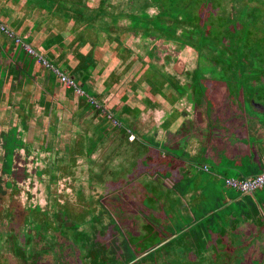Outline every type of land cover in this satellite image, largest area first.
Listing matches in <instances>:
<instances>
[{"label": "rangeland", "instance_id": "rangeland-1", "mask_svg": "<svg viewBox=\"0 0 264 264\" xmlns=\"http://www.w3.org/2000/svg\"><path fill=\"white\" fill-rule=\"evenodd\" d=\"M144 1L0 0V264H94L110 251L119 264L147 223L159 254L197 209L264 190L225 183L264 166V114L233 109L216 56L130 27ZM261 220L213 234L217 264H264Z\"/></svg>", "mask_w": 264, "mask_h": 264}, {"label": "trees", "instance_id": "trees-1", "mask_svg": "<svg viewBox=\"0 0 264 264\" xmlns=\"http://www.w3.org/2000/svg\"><path fill=\"white\" fill-rule=\"evenodd\" d=\"M215 1L216 0H201L199 3L198 0L195 2L197 10H190L191 8L186 0H160L162 9H159L153 14H148L144 11V8L148 4L151 6H154V3L158 4L159 0H145L139 6L138 12L136 14L128 13V15H131L130 27L131 25H133V27L137 25L141 28L142 34H154L156 38H162L163 40L165 38L177 39L183 37L187 39V42H189V45L192 47L198 49L203 48L206 50L207 55L211 54L216 56V60L214 59L213 61L219 62L220 60L222 63H225V65L223 64V68L228 69V65H230L229 61L239 60L240 49L239 47L237 48L236 56V53L234 54V51H231L229 46H224L221 40V38H224L222 32L223 29L221 30V27L218 25L219 18L217 16H215L211 11L210 12L212 15L209 12L208 16H204V14L200 13L206 4H208L210 8L209 10H212L213 6L215 5ZM175 3L178 4L175 5ZM201 4L202 8L199 9ZM172 12L173 14L171 16ZM179 13L181 16H179ZM134 18L135 22L133 21ZM2 26L5 28L4 25ZM176 26L182 27L183 32L185 33H181L180 36H177L175 33ZM194 31H197L196 40L193 44H191L190 42L193 40L191 36L192 33L194 34ZM186 34H190V38H187ZM225 38L230 39L229 33L225 35ZM223 75V78L227 77V75ZM226 85L228 88H230L229 83ZM77 87L81 89L79 86ZM5 135L7 136V134ZM3 165L5 166L4 170L8 171V164L3 162ZM236 175L237 177L247 176L239 171ZM261 190L262 191H260L259 196L253 194L254 198L247 199L241 195L233 203L230 202L228 205H222L218 209L212 210L210 212L204 211L203 209V211H199L197 209L194 211L195 214H191V219L186 221L184 225H180L177 228L171 229V235H175L169 237V240L167 239L168 241L165 242L170 243V246L165 252H160L159 254L157 249L163 247L164 244L156 246V237L157 235L161 234V231L157 229L158 227L155 228L151 224H145L143 228L144 231L141 234L137 236H129V238H127L129 244L132 245V248L131 250L129 249L130 251L128 250L127 252L122 253L121 259L123 260L119 264H125L126 261L129 262L130 260H133L135 253H138L139 251H143V253H141L136 260H133V262L130 263L127 262V264H136L142 260L155 262L161 253L165 254L164 258L166 259V264H169V262L172 263L175 259L179 260L176 264H201L200 261L204 260L205 258H208V264H217L219 254L216 252V248L217 244L220 243V240L215 238V240L211 243L210 241L212 240L213 234H219L222 236L225 231V226L228 227L229 224L232 226L234 223L239 221L243 222L250 220L252 222H256L258 219H262L260 221L261 225L264 223V209L260 203L262 202L264 204V190ZM176 245H178V247L175 249ZM136 248H138L139 251ZM178 248L188 255L191 254L193 258H188L190 259V261H188L187 259L181 258V256H177L176 252L180 251ZM209 248L213 249L214 256L208 257L204 254ZM219 248H224L225 251L228 250V247H224L222 243ZM126 256H128V258ZM116 258L117 257L115 254L110 251L109 255H106L105 258H100L97 263L117 264L115 263ZM97 263L95 262L94 264ZM252 264H259V262L257 260H253Z\"/></svg>", "mask_w": 264, "mask_h": 264}, {"label": "flooded vegetation", "instance_id": "flooded-vegetation-1", "mask_svg": "<svg viewBox=\"0 0 264 264\" xmlns=\"http://www.w3.org/2000/svg\"><path fill=\"white\" fill-rule=\"evenodd\" d=\"M212 10L220 19L218 25L223 29L224 46H229L236 56L237 48L240 49L239 60L229 61L228 69L223 68L225 63L220 60L214 61L217 80L224 83L225 89L226 84H230L229 89L233 91H229V103L241 115L246 116L245 106L260 111L264 109L260 102L261 97L264 98V45L261 34L253 29L264 28V0H216ZM227 33L230 39L225 38ZM223 74L227 77L223 78ZM260 112L264 114L263 110Z\"/></svg>", "mask_w": 264, "mask_h": 264}, {"label": "built area", "instance_id": "built-area-1", "mask_svg": "<svg viewBox=\"0 0 264 264\" xmlns=\"http://www.w3.org/2000/svg\"><path fill=\"white\" fill-rule=\"evenodd\" d=\"M5 32H8V29L0 26ZM11 35V34H10ZM205 168V167H204ZM225 183L232 187L235 191L244 193V192H251L255 188L261 187L264 185V168L258 171L255 174L247 175V176H240V177H226Z\"/></svg>", "mask_w": 264, "mask_h": 264}, {"label": "crops", "instance_id": "crops-1", "mask_svg": "<svg viewBox=\"0 0 264 264\" xmlns=\"http://www.w3.org/2000/svg\"><path fill=\"white\" fill-rule=\"evenodd\" d=\"M245 165H246V164H245ZM262 168H264V166H263ZM262 168H260L258 171H260ZM258 171H250V172L244 173V175L255 174V173H257ZM179 194H180V193H179Z\"/></svg>", "mask_w": 264, "mask_h": 264}, {"label": "water", "instance_id": "water-1", "mask_svg": "<svg viewBox=\"0 0 264 264\" xmlns=\"http://www.w3.org/2000/svg\"><path fill=\"white\" fill-rule=\"evenodd\" d=\"M258 108H259V107H258ZM259 110H260V111H261V110H263V111H264V109H259Z\"/></svg>", "mask_w": 264, "mask_h": 264}]
</instances>
